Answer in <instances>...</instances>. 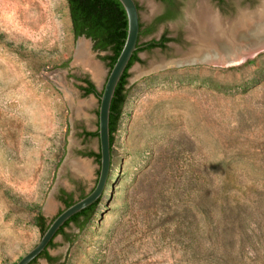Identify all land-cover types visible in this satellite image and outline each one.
Masks as SVG:
<instances>
[{"label": "rangeland", "instance_id": "1", "mask_svg": "<svg viewBox=\"0 0 264 264\" xmlns=\"http://www.w3.org/2000/svg\"><path fill=\"white\" fill-rule=\"evenodd\" d=\"M137 1L147 21L158 5ZM262 1L228 0L224 20ZM81 42L68 0H0V264L30 252L43 234L37 217L47 210L49 221L63 208L50 197L56 183H96L99 165L80 152H99L97 138L82 136L97 130L99 102L78 80L89 76L102 90L109 52L83 42L102 65L97 81L77 62ZM141 57L130 69L107 188L84 229L69 230L73 243L56 239V264H264V49L230 65L154 72L181 56ZM70 148L78 175H60Z\"/></svg>", "mask_w": 264, "mask_h": 264}, {"label": "flooded vegetation", "instance_id": "2", "mask_svg": "<svg viewBox=\"0 0 264 264\" xmlns=\"http://www.w3.org/2000/svg\"><path fill=\"white\" fill-rule=\"evenodd\" d=\"M135 1L138 5L139 14H140V35L138 41V48L137 51L135 52L136 58H138L139 61H135L134 64L143 63L141 53L156 52V53L165 54L166 56L175 55L180 57L183 56V53H186L189 49H196V50L197 48L199 49L202 46V44L196 42V39L194 37L192 38L191 29L194 26L193 21L195 20V22H197L196 19L198 20L201 18L202 16L201 11L203 10L202 7H204V5L206 6V4L214 12L213 13L214 15L216 14L217 17H219L221 20L226 22L224 20V12H225L224 8L228 6V0H214V3L209 2L212 0H199V1L198 0H154L157 3L158 7L154 9L151 17L147 21L143 20L141 14V10H142L141 4L137 0ZM242 12L245 11L241 10L239 15H241ZM247 13L251 14L255 12L250 13L249 10L247 11ZM229 21L232 22L233 20H229ZM92 42H93L94 50L97 51L98 53L109 52L108 56L114 55L113 49H110L108 51L96 50L95 42L93 40ZM107 64L110 71L112 68L110 66V61L108 59H107ZM130 69L128 71L129 75H130ZM78 81L81 82L79 88L81 89L83 94L86 96H94L98 100L100 106V97L102 95L103 89L100 90L96 85V83L89 76H84L80 78ZM128 83H129V77L127 78V85ZM91 84L93 85V91L87 94L86 90L91 88ZM127 85L125 86L126 89H127ZM98 115H99V109L97 111V128H98ZM97 131L98 130H96L95 132H91L87 128H84L82 131L83 132L82 136L85 137L86 139H91V138L98 139L99 136L90 135L91 133H96ZM80 154L85 157L93 158L95 162L99 165L98 177L96 183L90 189H86L84 182H82L83 184L78 185V188L75 190L57 188L54 194V199L58 202V205H60L63 208H61L58 211V213L55 216H53V218H51L49 221L47 220L44 214L41 215L43 220L39 222L38 226L40 227L41 230H43L42 228L44 226L45 230L43 231V234L49 228L50 224L54 221L56 217H58L68 207L72 206L73 204L87 197L90 193H92V191L95 189L97 185L100 175V169H101L100 144H99V152L83 151L80 152ZM99 154H100V158H99ZM93 206L94 204L83 210L81 213H78L77 215L73 216L70 220H68L58 230L56 236L50 242V244L45 249V251L31 264H36L41 259L47 261V263L49 264H56L59 259L51 254V249L57 246L56 239L58 237H62L64 240L71 242L72 235L70 234L69 230L72 229L73 227L81 229V226L85 223L86 219L91 215Z\"/></svg>", "mask_w": 264, "mask_h": 264}, {"label": "water", "instance_id": "3", "mask_svg": "<svg viewBox=\"0 0 264 264\" xmlns=\"http://www.w3.org/2000/svg\"><path fill=\"white\" fill-rule=\"evenodd\" d=\"M127 15V37L125 43L123 45L122 51L117 58L116 63L109 71V75L106 79V82L103 86V92L100 97V106H99V115H98V134H99V144H100V154H101V169L100 175L95 189L84 199L78 201L72 206L65 209L58 217L54 219V221L50 224L49 228L44 232L42 238L38 241V243L33 247V249L28 252L24 257H22L16 264H31L35 261L48 247L50 242L56 236L58 230L73 216L81 213L86 208L98 202L104 195V192L107 188L111 168H112V144H111V131H110V120H111V106L113 99L115 97L116 89L126 72L129 63L134 56L135 52L138 48V41L140 35V14L138 5L135 0H118ZM264 1V0H263ZM263 1L261 5L263 4ZM249 11V10H248ZM247 12V11H245ZM255 13L258 12L254 11ZM239 17V16H238ZM238 17L233 19V21H237ZM258 17V16H257ZM87 37L82 36V40L86 41ZM90 43H93L90 39ZM194 49H189L186 53H183L180 60L172 59L168 61L166 58H163L161 63L152 65L151 71H159L164 70L170 67H183V66H191L195 64L201 63H210L208 61L197 59L192 60L189 58ZM246 60V59H245ZM101 65L99 62H97ZM232 63H229L230 65ZM227 65V64H226ZM102 66V65H101ZM103 82V81H102ZM71 107L73 108V102L69 101ZM72 150L69 149V154L63 161L60 167V175L65 172V170L69 169L73 174H77L72 168ZM58 188V183H56L54 189L51 192V199H54V194ZM54 210V207H53ZM45 216H47V210L44 212ZM47 213V214H46Z\"/></svg>", "mask_w": 264, "mask_h": 264}, {"label": "trees", "instance_id": "4", "mask_svg": "<svg viewBox=\"0 0 264 264\" xmlns=\"http://www.w3.org/2000/svg\"><path fill=\"white\" fill-rule=\"evenodd\" d=\"M70 16L74 36L76 38L86 36L95 42V49L108 51L113 49L114 55L107 56L111 68L117 61L127 37L128 21L126 12L118 0H68ZM135 61H139L136 55L132 57L129 66L124 73L115 93L111 106V144H114V135L117 132L118 124L122 115L123 107L126 102L128 89L127 78L129 69ZM87 94L93 91V85L87 89ZM90 135L99 136L98 131ZM100 158V154H99ZM101 199L94 204L91 215L86 219L81 229L87 225L92 216L95 214L97 206ZM43 220L42 216L37 217V223ZM43 231L45 230L43 226ZM73 243V240H71Z\"/></svg>", "mask_w": 264, "mask_h": 264}, {"label": "bare ground", "instance_id": "5", "mask_svg": "<svg viewBox=\"0 0 264 264\" xmlns=\"http://www.w3.org/2000/svg\"><path fill=\"white\" fill-rule=\"evenodd\" d=\"M202 9L201 18L198 20L195 18L197 22L195 20L193 21L194 26L191 29V36L199 44H204L205 48L198 55L196 54L199 51L198 48L197 50L194 49V53H191L189 57H192V60L202 59L213 64L237 63L245 60L249 55L264 49V3L258 8L257 13H241L236 24H234L235 21L233 24H230L221 20L216 14H213L214 12L207 4ZM251 39H254L256 44L248 49L242 50V42ZM83 42L79 46L77 62L80 65L83 63L91 71L93 78L99 81L102 79L103 70L100 65H93L86 57L85 52L87 51L88 45ZM221 58H223V61H220ZM84 169L85 171L87 170L86 167ZM48 209H53V206L51 205Z\"/></svg>", "mask_w": 264, "mask_h": 264}]
</instances>
